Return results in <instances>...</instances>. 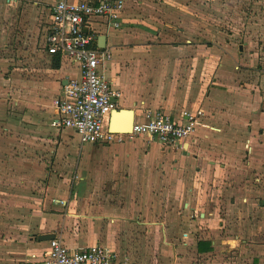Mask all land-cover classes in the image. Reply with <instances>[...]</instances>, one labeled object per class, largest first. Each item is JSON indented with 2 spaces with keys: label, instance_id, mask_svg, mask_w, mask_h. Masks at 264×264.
<instances>
[{
  "label": "crops",
  "instance_id": "1",
  "mask_svg": "<svg viewBox=\"0 0 264 264\" xmlns=\"http://www.w3.org/2000/svg\"><path fill=\"white\" fill-rule=\"evenodd\" d=\"M54 1L0 0L2 86L26 114L31 147L34 128L44 122L34 116L47 115L51 125L53 99L79 75L77 66L47 49ZM161 5L127 0L120 27L91 17L86 30L111 51L103 71L121 92L116 109H133L134 119L145 109L175 118L185 108L201 109L194 134L174 148L147 146L145 138L127 133L81 146L71 128L51 133V159L42 160L49 177L39 196L26 191L13 200L0 189V264H25L48 246L50 239H38L46 233L71 248L103 245L127 256L125 264L151 252L154 264H163L165 252L168 264H215L204 259L213 253L234 254L223 264H264V67L258 51L240 45L234 54L224 44L196 41L185 26L171 25L173 4ZM172 29L191 38L180 43L166 33ZM102 34L104 47L98 45ZM0 119L13 121L11 115ZM136 138L142 147L125 144ZM177 214H188L191 223L199 214L202 235L193 239L192 228L182 242L169 237ZM189 246L201 263L188 262Z\"/></svg>",
  "mask_w": 264,
  "mask_h": 264
},
{
  "label": "built area",
  "instance_id": "2",
  "mask_svg": "<svg viewBox=\"0 0 264 264\" xmlns=\"http://www.w3.org/2000/svg\"><path fill=\"white\" fill-rule=\"evenodd\" d=\"M127 0H55L46 36L47 49L60 54L79 69V75L68 79L63 91L53 99L55 115L51 125L71 128L81 146L121 139L122 134L108 130V119L118 106L121 95L112 77L103 71L111 58L109 49H101L95 36L87 32L91 17H105L118 28ZM201 109L185 108L179 118L163 110L145 109L136 116L129 136L145 138L146 145L183 147L199 124ZM115 250L100 244L68 247L61 239L52 238L39 254L33 253L25 264H125Z\"/></svg>",
  "mask_w": 264,
  "mask_h": 264
},
{
  "label": "rangeland",
  "instance_id": "3",
  "mask_svg": "<svg viewBox=\"0 0 264 264\" xmlns=\"http://www.w3.org/2000/svg\"><path fill=\"white\" fill-rule=\"evenodd\" d=\"M166 1L173 4L171 25L185 26L189 35L196 41L207 40L206 45L210 46L216 44L223 46L224 44L226 49L234 54L240 45H242V49L243 47L247 48L249 52L255 48L258 51V62L262 63V67H264V0H160V3L163 5L167 3ZM166 33L179 37L177 41L180 43H184L186 38H191L180 37L181 34L174 29ZM177 41H171V44ZM4 77L2 71L0 74V117L11 115L13 121L0 119V180L3 181L0 189H3L7 198H14L13 200L24 197L26 191L33 192L37 198L49 177V172L42 164V160L51 159L49 149L54 147L51 133H61L66 129L50 125L47 122L49 121L47 115L44 117L34 116L35 122L37 119H42L44 122L40 127L34 128L35 138L31 147L29 141L25 140V132H31L29 125H26L25 122L26 114L20 107L18 110L15 109L14 99L11 98L9 88L5 85L2 86ZM125 144L130 147H142L139 138L127 140ZM195 179L198 180L196 175ZM14 180L18 185H13ZM8 181L13 184H9ZM8 192L11 196L7 195ZM255 216L257 218V214ZM191 219L188 214H177V217L172 220L169 237L176 242H182L185 238L182 233L192 230V228L194 229L193 239L201 236L202 217L195 214L194 222L191 223ZM192 246H189L187 251L190 252L186 255L188 262L201 263L203 257L196 255ZM152 254V252L148 255L141 254L140 260L138 256V260L134 258L132 262L154 264ZM168 256V253L165 252L163 264L169 263ZM233 256L234 254L221 253L217 257L213 253L204 259L205 261L209 259L210 262L217 260L215 264H223ZM244 263L245 261L242 262V264Z\"/></svg>",
  "mask_w": 264,
  "mask_h": 264
},
{
  "label": "water",
  "instance_id": "4",
  "mask_svg": "<svg viewBox=\"0 0 264 264\" xmlns=\"http://www.w3.org/2000/svg\"><path fill=\"white\" fill-rule=\"evenodd\" d=\"M106 44V35L98 36V45L104 47ZM135 112L133 109L120 108L113 109L110 113L108 130L113 133H128L132 131ZM55 237L54 233L40 234L39 240H48Z\"/></svg>",
  "mask_w": 264,
  "mask_h": 264
},
{
  "label": "trees",
  "instance_id": "5",
  "mask_svg": "<svg viewBox=\"0 0 264 264\" xmlns=\"http://www.w3.org/2000/svg\"><path fill=\"white\" fill-rule=\"evenodd\" d=\"M54 55L56 56V59L60 58L59 55H57V54H54ZM202 243H203V242H201V241L198 242V250H199V251L202 250V246H201ZM205 244H206V243H205ZM206 246H207L206 248L211 249L210 245L206 244Z\"/></svg>",
  "mask_w": 264,
  "mask_h": 264
}]
</instances>
